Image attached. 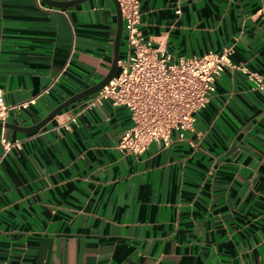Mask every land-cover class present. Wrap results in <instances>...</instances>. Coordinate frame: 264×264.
Instances as JSON below:
<instances>
[{"label": "crops", "instance_id": "crops-1", "mask_svg": "<svg viewBox=\"0 0 264 264\" xmlns=\"http://www.w3.org/2000/svg\"><path fill=\"white\" fill-rule=\"evenodd\" d=\"M140 4L143 36L174 59L231 49L264 75V0ZM116 30L112 0H0V91L28 103L6 123L34 126L100 82ZM85 100L37 133L0 128L22 141L0 142V264H264V91L226 69L195 131L139 156L115 148L130 112L78 114Z\"/></svg>", "mask_w": 264, "mask_h": 264}, {"label": "built area", "instance_id": "built-area-1", "mask_svg": "<svg viewBox=\"0 0 264 264\" xmlns=\"http://www.w3.org/2000/svg\"><path fill=\"white\" fill-rule=\"evenodd\" d=\"M117 1L124 21L127 53L118 61L116 77L86 98L78 114L92 111L105 101H111L114 107L126 108L132 126L115 147L121 153L139 156L154 143L169 146L174 133L183 136L194 132L196 114L210 103L216 82L226 69L242 73L254 89L264 91V75L245 64H234L231 49L174 59L164 47L155 46L143 36L140 0ZM27 106L28 103L7 105L0 91V122L6 123L13 110ZM76 118L71 115L67 122L76 123ZM67 122L64 125L69 128ZM0 142L4 155L22 148L21 140H10L4 135Z\"/></svg>", "mask_w": 264, "mask_h": 264}, {"label": "water", "instance_id": "water-1", "mask_svg": "<svg viewBox=\"0 0 264 264\" xmlns=\"http://www.w3.org/2000/svg\"><path fill=\"white\" fill-rule=\"evenodd\" d=\"M43 1H45L47 4L53 7L68 8V7H73L81 3H84L87 0H73V1H68V2H56L53 0H43ZM112 1L117 11V30H116V36H115V41H114V58H113V63H112L109 73L100 82L79 92L78 94L72 96L71 98L63 102L61 105L55 108L46 118H44L38 124L34 126H30V127H17L9 123L0 122V128L13 129V130L25 133V134L37 133L41 131L44 127H46L55 117H57L65 109L71 107L72 105L78 103L81 100H84L90 96H93L94 94L99 92L101 89H103L105 86H107L116 77L117 72H118V61L120 59V51H121V45H122V40H123L124 21H123L120 4L118 3L117 0H112Z\"/></svg>", "mask_w": 264, "mask_h": 264}]
</instances>
